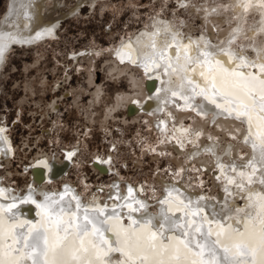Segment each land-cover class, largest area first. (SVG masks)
<instances>
[{
    "label": "snow or ice",
    "instance_id": "1",
    "mask_svg": "<svg viewBox=\"0 0 264 264\" xmlns=\"http://www.w3.org/2000/svg\"><path fill=\"white\" fill-rule=\"evenodd\" d=\"M211 3L210 9L187 2L178 5L203 11L208 36L202 28L194 37L191 29L181 33L179 25L153 18L150 28L109 50L121 62L137 65L145 78L159 81L144 103L155 102L148 114L164 137L160 145L179 150L193 143L192 138H203V147L182 153L185 159L176 170L165 171L171 179H161L158 190H149L158 191L155 199L140 195L147 185L136 188L127 182L123 193L114 183L103 200L88 201L67 183L57 190H51V181L47 188L28 184L21 189L5 186L0 177V264H112L114 259L120 264H264V0ZM83 6L80 0L76 9ZM237 8L240 15L229 16ZM9 9L17 20L32 21L36 15L34 0H13ZM226 16L227 30L209 20L223 21ZM243 17L254 21L256 33L246 46L236 44ZM15 27L0 26V62L13 45L52 36L55 30H37L34 37L22 39L12 30ZM217 28L225 39L213 43L209 36L216 37ZM6 131L0 127V143L8 148ZM240 149L245 156L238 155ZM150 151L156 153V148ZM78 152L68 151L67 159ZM201 153L213 161L207 171L214 173L208 183L215 194L200 179L207 174L205 161H198V169L188 166ZM46 155L34 158L37 172L48 169L41 158Z\"/></svg>",
    "mask_w": 264,
    "mask_h": 264
},
{
    "label": "rangeland",
    "instance_id": "2",
    "mask_svg": "<svg viewBox=\"0 0 264 264\" xmlns=\"http://www.w3.org/2000/svg\"><path fill=\"white\" fill-rule=\"evenodd\" d=\"M8 2L0 0V21ZM75 2L62 0L59 7L49 12L59 22L52 36L29 45L15 44L6 55L7 63L0 69L3 121L0 127L7 128L12 149L0 155V177L5 186L22 189L32 184L36 187L38 183L33 179L31 168L37 154L46 153L57 162L69 163L63 164L67 169L62 176L53 174L49 179L51 190L68 183L86 200L90 201L92 195L103 200L110 186L119 182L126 189L124 182H127L136 188L147 185L140 195L155 199L158 191L149 190H158L161 179L170 180L165 171L174 172L185 159L182 153L202 147L203 138H192L193 143L186 142L179 150L178 146L167 143L160 145L164 137L155 129L149 112L129 109L131 101L142 100L138 94L140 87L135 83L143 81L142 70L137 65L117 61L109 50L115 49L122 39L149 27L153 18L159 16L174 26L179 25L181 33L191 29L195 37L199 34L197 29L202 28L208 36L206 22L201 18L203 11L186 10L178 5L187 2L210 9L211 0H95L94 9L88 7L93 1L84 0L83 7L67 13ZM228 2L217 0L218 4ZM239 15L238 8L229 13V16ZM241 19L239 26L253 21L248 17ZM209 20L225 30L228 28V16L223 21L212 17ZM220 37L219 28L216 37L209 36L213 43ZM249 39L252 38L241 34L236 44L246 46ZM147 96L144 95V100ZM161 118L166 117L161 114ZM208 130L219 139L211 125ZM153 147L156 153L150 151ZM74 148L79 149L78 155L69 161L66 153ZM160 152L165 155L159 156ZM233 155L237 153L234 151ZM238 155L245 156V151L240 149ZM198 157L196 161H189L188 166L198 169L202 166L198 161H205L203 168L207 174L200 179L215 194L213 184L208 183L214 173L207 171L213 161L205 153ZM96 161L105 168L98 167ZM215 174L219 175L218 171ZM49 181L42 184L48 187ZM97 188L105 192L95 191Z\"/></svg>",
    "mask_w": 264,
    "mask_h": 264
},
{
    "label": "bare ground",
    "instance_id": "3",
    "mask_svg": "<svg viewBox=\"0 0 264 264\" xmlns=\"http://www.w3.org/2000/svg\"><path fill=\"white\" fill-rule=\"evenodd\" d=\"M61 1L62 0H34V9H33V11H34V13H36V15H34L32 21H25V20H17L16 17L12 13H10L9 6H10V4L13 3V0H9L8 9H7L6 13L4 14L3 18L0 21V26H6L8 28H12L13 23H15L16 27L13 28L12 30L17 32L22 39H28L29 37H34L35 36V32L37 30H43L45 28H49V27H52V26H55V28H56L58 26V23H59L58 22V17L52 16L51 13H49V12L51 10H53L54 8L59 7L61 5ZM91 1H93V3H94L95 0H91ZM79 2H80V0H77V2H75L74 5L70 7V9H69V11H67V13L75 12L77 10L76 9V5ZM238 11H239V14H240V9L239 8H238ZM64 14H66V13H64ZM6 16L8 17L7 20L5 19ZM160 17L161 16H159V18H156V20L169 22L172 26H174L173 22H171L170 20L162 19ZM241 21H242V19H241ZM253 24H254V21H252L250 24H242V25H240L239 27L241 29V34H244L246 32V36H249L250 38H255V36H256L255 30H254V28L251 27ZM150 26H151V24H150ZM150 26L149 27H145V28H150ZM145 28H143V30ZM135 35L136 34H134V35H132V36H130L128 38L122 39L119 42V44L115 47V49L119 48V46L121 45V42L123 40L131 39ZM46 36L47 35L42 36L40 39H42V38H44ZM220 36H221L220 40L225 39V36H223V35H220ZM40 39L34 40L32 43H24V44L25 45L26 44L27 45L33 44V43L39 41ZM162 39H163V37H161V39L158 40V45L162 41ZM124 50L128 51L127 48H125ZM113 54L115 55L117 61H120V58L116 56V53L114 51H113ZM243 54L248 55L247 53H243ZM131 55H132L133 59H136V57L138 55V53L135 50V46L134 45H133V48L131 50ZM249 56H250V58H252L251 55H249ZM123 62L126 63V64L129 63L127 60H124ZM121 70H123V69H121ZM142 78H143L142 79L143 81H139V80L135 81L136 85H138L140 87V93H138V94H143V96L144 95H151L159 88V81L156 80L155 78L146 79L144 76ZM139 87H138V89H139ZM130 99L132 100V97L129 98V101H131ZM146 100L147 99H145L144 101H146ZM144 101L140 100L139 98L134 99V101H131L132 103L130 102L131 104L129 105L130 112H134V111L142 109V110L150 113L152 111V109L155 107V102L148 101L147 103H144ZM142 103L144 104L143 107H141ZM5 137H6V143L8 145V148L5 147V143H0V155L3 154V156L5 155V153H8L12 149L10 138L8 137V135L6 133H5ZM197 148H201V147L199 146ZM233 153H234V151H233ZM66 158H67V156H66ZM208 158H209V156H208ZM43 159L47 160L48 169H51V171H49L48 169H43L42 172H37L35 170V165L37 164V161H36V163H34L33 167L31 166L32 167L31 170H33L32 173H33V176H34L33 179H35L36 183H38V184H42L43 181H49V179L53 176V174H55L56 177L57 176H62L65 173L64 171L67 169L66 165L63 166V164H69L68 162L65 163L64 161L57 162V161L53 160L51 157H49V156H44ZM208 160L209 159H207V161ZM101 162H102V160H101ZM96 165L98 167L101 166V167L105 168V165H103L101 163L99 164V162H97ZM41 167H43V166H41ZM218 174H219V172H218ZM116 183L119 184V182H116ZM45 188H47V187H45ZM120 189H121L122 193L125 191V189H123L121 187H120ZM55 190H57V189H55ZM99 197L100 196H98V195H92V199L95 198L97 200H100ZM28 207H32V206H26V210H27ZM112 264H120V262H119L118 259H114Z\"/></svg>",
    "mask_w": 264,
    "mask_h": 264
},
{
    "label": "clouds",
    "instance_id": "4",
    "mask_svg": "<svg viewBox=\"0 0 264 264\" xmlns=\"http://www.w3.org/2000/svg\"><path fill=\"white\" fill-rule=\"evenodd\" d=\"M7 59L8 58L6 57L4 61L0 62V69H2L5 66V64L7 63Z\"/></svg>",
    "mask_w": 264,
    "mask_h": 264
}]
</instances>
